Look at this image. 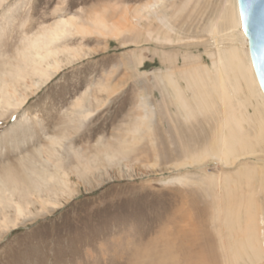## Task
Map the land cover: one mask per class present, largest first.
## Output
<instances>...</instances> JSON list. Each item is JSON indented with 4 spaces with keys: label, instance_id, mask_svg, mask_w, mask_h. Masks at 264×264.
Listing matches in <instances>:
<instances>
[{
    "label": "rangeland",
    "instance_id": "374dc122",
    "mask_svg": "<svg viewBox=\"0 0 264 264\" xmlns=\"http://www.w3.org/2000/svg\"><path fill=\"white\" fill-rule=\"evenodd\" d=\"M225 1H0V78L10 81L23 70L27 86L37 78L31 73L32 64L22 61L21 52L58 19L86 20L96 13L117 24L126 14L134 16L142 5L158 2L153 8L156 16L149 10L118 39L73 34L56 42V49L67 46L94 54L65 67L30 94L21 108L0 109L1 196L5 192V204L0 206V264H224L220 220L213 212L224 193L218 185L211 187L209 177L233 173L235 166L211 160L193 164L186 159L211 144L222 119L221 108L185 121L161 78L171 70L185 89L179 73L185 54L200 65L211 66L210 55L217 48L207 27ZM159 27L162 38L168 31L170 43L156 42ZM217 41L218 47L228 46L220 44L219 37ZM138 56L142 65L135 62ZM104 83L117 87L114 94L99 89ZM81 97L86 105L89 100L92 110L94 98L108 99V103L80 124L72 107ZM147 108L154 114L151 130L140 131L133 141L132 130ZM63 137L64 147L55 160L68 173L69 193L65 190L57 196V208L42 207L34 188L55 173L46 152L50 139ZM123 142L131 146L119 156L121 162L106 166L102 151L121 152ZM257 158L264 161V153ZM93 159L98 166L89 162ZM88 163L89 172L82 170ZM238 189L233 188V195H238ZM9 192L13 201L30 205L16 227L4 229L2 221L16 220L14 203L6 201ZM256 192V199L263 203L264 192Z\"/></svg>",
    "mask_w": 264,
    "mask_h": 264
},
{
    "label": "bare ground",
    "instance_id": "6f19581e",
    "mask_svg": "<svg viewBox=\"0 0 264 264\" xmlns=\"http://www.w3.org/2000/svg\"><path fill=\"white\" fill-rule=\"evenodd\" d=\"M189 2L190 0H186V4ZM157 4L158 2L142 5L134 12V16L129 18L126 14L122 18V22L117 24L109 23L110 20L107 17L96 13L86 20L80 17L58 19L50 29L44 31L41 39H32L21 52L22 61L27 66L32 64L31 73L37 79L30 86H27L25 71L23 70L13 74L10 81L0 78V109L21 108L28 101L30 94L33 95L38 92L65 67H69L82 58H90L94 54L90 51L82 52L80 49L68 48L67 46L56 49V46H53L56 42L73 34L80 38L96 35V37H103V39L109 36L118 39L123 33L135 28L138 22L147 16L149 10H152V14L156 16L157 12L153 11V8ZM156 19L161 25H164L161 16L157 15ZM160 29L161 27L157 30L156 42L170 43L168 31L165 29V37L162 38L159 33ZM207 32L216 43L215 48H217L216 53L210 55L211 66L200 65L195 57L185 54L186 56L183 55L184 68L179 72L181 79L185 82V89L181 88L177 73L171 70H166L161 79L169 87L173 102L185 121H190L195 115L215 112L216 108H221L222 119L217 126L211 144L201 153H193L190 158L186 157V159L193 164L211 160L221 163L224 167L235 166L233 173L225 172L221 174L223 177L215 175L209 177L211 187L218 185L224 193L217 200L215 211L213 210L220 220L218 234L223 256L220 255L224 258V264H264V202L260 203L256 199V190L264 192V161L257 158L264 153V148H262L264 147V96L259 89L251 66L247 40L241 30L236 0L225 1L217 19L209 23ZM236 32L241 40V47L235 43ZM146 33L150 37L152 36V33ZM218 37L220 44L224 45L227 42L228 46L218 47ZM135 62L137 65H142V58L138 56ZM107 84L104 83L99 89L101 88V91L106 95L114 94V89L117 90V87L113 88ZM17 87L23 89V94L18 91ZM185 92L190 93L191 97L187 98ZM93 100L94 110L91 109L89 100L88 105H86L84 97L76 100L73 104V113L78 117L80 124L90 119L99 106L108 103V99L100 101L94 98ZM143 106H146L144 102ZM153 116L152 109H145L144 115L138 118L137 127L132 130L133 141L138 140L137 134L140 131L147 130L150 132ZM65 141L64 137L49 140V151L46 152V159L53 161L55 173L48 175L46 179L48 181L43 179L41 187L34 188L42 207L49 205L52 208H57L60 204L57 196L65 190L69 193L68 173L63 170L59 160H55V158L58 159L59 150H62ZM129 146L131 145L123 142L119 146L121 152L110 149L102 151V159L108 164L106 166L114 165V161L119 164L121 162L118 160L119 156L126 153ZM249 159H254V161L242 163ZM89 162L94 165L98 164L96 159ZM90 163L86 166L83 165L82 170L89 172ZM183 165L187 166V162ZM97 170L98 168H96ZM177 182L181 183L182 178L178 179ZM51 183L54 184L53 187L50 186ZM48 184L49 190L48 187L46 188ZM238 187L241 189H238V195L235 196L233 195V188ZM43 189H45L44 192H42ZM32 193H28V196H31ZM4 194L5 192L2 193V196L0 194V206L5 204ZM8 197L6 201L14 203L16 220L2 221L4 229H8L9 225L12 228L16 227L17 221L26 217V211L30 205L28 201L24 203L25 206L13 201L10 192ZM212 249L209 250L215 251L214 248ZM204 259L207 258L204 257L202 261Z\"/></svg>",
    "mask_w": 264,
    "mask_h": 264
},
{
    "label": "water",
    "instance_id": "95a60500",
    "mask_svg": "<svg viewBox=\"0 0 264 264\" xmlns=\"http://www.w3.org/2000/svg\"><path fill=\"white\" fill-rule=\"evenodd\" d=\"M251 66L264 96V0H236Z\"/></svg>",
    "mask_w": 264,
    "mask_h": 264
}]
</instances>
